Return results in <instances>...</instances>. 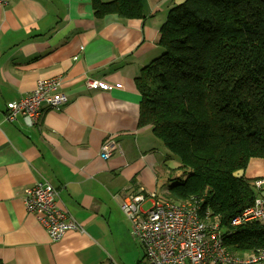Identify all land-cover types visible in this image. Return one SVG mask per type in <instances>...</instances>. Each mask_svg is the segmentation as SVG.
Wrapping results in <instances>:
<instances>
[{
	"label": "crops",
	"instance_id": "0c3cea01",
	"mask_svg": "<svg viewBox=\"0 0 264 264\" xmlns=\"http://www.w3.org/2000/svg\"><path fill=\"white\" fill-rule=\"evenodd\" d=\"M110 1V0H105ZM186 0H142L143 18L97 17L92 0H11L0 5V259L3 264H143L121 205L128 195L155 193L162 171L179 169L151 125L140 126L137 77L162 49L159 31ZM60 78L68 97L59 110L42 105L33 120L6 118L40 79ZM88 79L112 86L88 88ZM106 142L109 158L101 155ZM245 175L264 177V158ZM84 231L60 240L26 209L25 190L38 183ZM170 201V200H169Z\"/></svg>",
	"mask_w": 264,
	"mask_h": 264
},
{
	"label": "trees",
	"instance_id": "16d2710c",
	"mask_svg": "<svg viewBox=\"0 0 264 264\" xmlns=\"http://www.w3.org/2000/svg\"><path fill=\"white\" fill-rule=\"evenodd\" d=\"M92 4L97 17H144L142 0ZM157 44L162 53L136 82L140 126H152L186 173L168 199L199 197L200 216L220 223L227 249L256 254L264 221L229 225L259 195L255 179L234 172L264 158V0H186L170 9Z\"/></svg>",
	"mask_w": 264,
	"mask_h": 264
},
{
	"label": "built area",
	"instance_id": "2783aa9c",
	"mask_svg": "<svg viewBox=\"0 0 264 264\" xmlns=\"http://www.w3.org/2000/svg\"><path fill=\"white\" fill-rule=\"evenodd\" d=\"M11 0H0L5 6ZM60 78L40 79L32 92L12 104L6 118L13 120L21 113L33 120L42 113V105L59 110L68 101L60 91ZM88 88L111 89L112 86L88 79ZM110 142L102 147L101 155L109 158ZM259 191L254 204L230 220L235 229L253 220L264 221V177L254 182ZM58 190L49 183L38 182L25 190L26 209L34 213L46 227L50 238L60 240L70 229L84 231L80 223L67 216L57 201ZM200 198L192 196L184 202L159 201L155 193L128 195L121 208L132 223V235L144 249L143 264H264V247L246 257L232 254L226 247L224 228L217 221L200 216ZM148 205V207H146Z\"/></svg>",
	"mask_w": 264,
	"mask_h": 264
},
{
	"label": "rangeland",
	"instance_id": "374dc122",
	"mask_svg": "<svg viewBox=\"0 0 264 264\" xmlns=\"http://www.w3.org/2000/svg\"><path fill=\"white\" fill-rule=\"evenodd\" d=\"M159 142H161V141L159 140ZM161 147L163 148L164 151H166L167 153H169L168 150L164 147L163 144H161ZM185 174L186 173H184V171L181 170L180 168L179 169H176V170H171V171L164 169L162 171V175L160 176V186H161V188L159 189V197H160V199H166V197H167L166 194H165L166 193L165 192V188H162V187H166L167 186V188H168L170 185H172L173 183L177 182L176 179L178 177H182V178L185 177ZM260 178H262V177H260ZM257 179L258 178H256L255 180H257ZM255 180H254V182H255ZM176 202H178V201H176ZM181 202H184V201H181ZM146 207H148V205H146Z\"/></svg>",
	"mask_w": 264,
	"mask_h": 264
},
{
	"label": "water",
	"instance_id": "95a60500",
	"mask_svg": "<svg viewBox=\"0 0 264 264\" xmlns=\"http://www.w3.org/2000/svg\"><path fill=\"white\" fill-rule=\"evenodd\" d=\"M243 174H244V169H240V170L234 172V175H235L236 177H240V176L243 175Z\"/></svg>",
	"mask_w": 264,
	"mask_h": 264
}]
</instances>
